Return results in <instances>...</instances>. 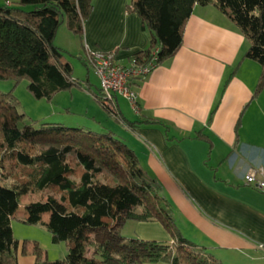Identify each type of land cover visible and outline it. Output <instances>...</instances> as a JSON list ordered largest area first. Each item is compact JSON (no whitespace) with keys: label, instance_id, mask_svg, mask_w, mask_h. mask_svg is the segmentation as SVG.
<instances>
[{"label":"trees","instance_id":"obj_1","mask_svg":"<svg viewBox=\"0 0 264 264\" xmlns=\"http://www.w3.org/2000/svg\"><path fill=\"white\" fill-rule=\"evenodd\" d=\"M93 0H4L0 5V81L16 85L27 79L37 99L51 100L74 86L89 91L116 121L136 130L152 119L127 120L116 96L105 103L101 87L78 80L54 44L60 24L83 46V25ZM33 5L24 10L20 6ZM195 5H213L249 42L244 57L260 65L253 95L264 90V0H130L126 10L136 13L148 30L147 48L130 58L137 66L152 63L151 71L180 49L186 22ZM85 46V45H84ZM83 46V51H84ZM89 63L85 54L79 55ZM129 78L133 87L134 79ZM12 90V89H11ZM0 91V264H18V240L11 230L20 198L49 190L45 199L24 205L22 222L46 227L52 243L64 242L63 259L49 261L35 242V264H223L205 248L190 243L177 228L170 203L154 179L144 175L137 156L112 131H92L57 122L37 128L18 125L17 99ZM155 121V120H154ZM48 213L46 220L43 214ZM159 222L170 241L126 238L122 224ZM90 252L88 256L87 253Z\"/></svg>","mask_w":264,"mask_h":264},{"label":"crops","instance_id":"obj_2","mask_svg":"<svg viewBox=\"0 0 264 264\" xmlns=\"http://www.w3.org/2000/svg\"><path fill=\"white\" fill-rule=\"evenodd\" d=\"M129 2L93 0L83 25V46L113 53L122 66H129L130 56L150 41L139 16L127 12ZM65 29L61 35L70 38L72 32ZM79 44L78 55H83ZM56 46L65 48L61 42ZM248 46L243 33L217 8L195 5L177 53L134 79L136 106L116 96L127 120L155 121L131 130L108 114L131 143L107 126L97 130L112 131L133 149L143 173L155 180L170 203L182 236L223 264H264L259 247L264 245V192L243 181L249 168L264 170V90L253 95L260 65L244 57ZM121 234L171 240L159 222L128 220ZM14 238L18 264H35L31 245Z\"/></svg>","mask_w":264,"mask_h":264},{"label":"rangeland","instance_id":"obj_3","mask_svg":"<svg viewBox=\"0 0 264 264\" xmlns=\"http://www.w3.org/2000/svg\"><path fill=\"white\" fill-rule=\"evenodd\" d=\"M3 4L4 0H0V5ZM33 7L30 4L20 6L24 10H31ZM59 28L61 29L58 31L54 44L61 42L64 45L63 58L71 63L73 76L83 81L82 86H86L85 80L86 77H89L90 83L95 88V85L100 84V80L92 65L89 63L83 64V61L79 58L78 53L80 54L81 52L79 39L72 33H68L72 39L68 37L69 35L67 37L65 34L61 35L60 30H63V28L64 32H68L63 23L60 24ZM27 83V79H21L16 85H14L12 80L0 81V91L7 92L12 89L11 91L17 99V112L22 114L18 123L20 127L29 125L32 128H37L41 122H57L66 126L97 131L101 130L100 125H104L116 131V134L120 135L126 143H131L123 127L119 123L114 122L100 104L83 88L74 86L69 90L59 92L51 100H46L33 97L27 89ZM118 99L123 102L121 96ZM123 108H128V106L123 104ZM93 116L95 121L92 118ZM144 175L146 176V174ZM48 194H51V192L44 190L34 191L22 196L11 218V230L14 232H12L14 236H20L23 240L26 239L27 243L31 245V250H33L34 241H38L41 250L45 254L48 253L50 261H53L63 259L66 256L67 248H65L64 242L54 244L51 242L50 234L45 226L41 224L36 227L25 226L20 220V218L24 217V205L26 203L45 199ZM48 216V213H44L43 219L46 220ZM87 255L89 256L90 252Z\"/></svg>","mask_w":264,"mask_h":264},{"label":"built area","instance_id":"obj_4","mask_svg":"<svg viewBox=\"0 0 264 264\" xmlns=\"http://www.w3.org/2000/svg\"><path fill=\"white\" fill-rule=\"evenodd\" d=\"M84 54L100 80L105 103L108 105L114 96H121L135 107L137 93L129 85V78L147 74L153 66L152 63L139 67L131 61L129 66H122L115 61L113 53L91 49L86 45L84 46ZM262 174H264V170L261 168H249L243 175V181L245 184L264 192V175ZM259 247L264 250V245Z\"/></svg>","mask_w":264,"mask_h":264}]
</instances>
